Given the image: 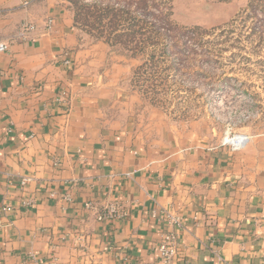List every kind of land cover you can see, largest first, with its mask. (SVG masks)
I'll return each mask as SVG.
<instances>
[{
  "label": "crops",
  "instance_id": "crops-1",
  "mask_svg": "<svg viewBox=\"0 0 264 264\" xmlns=\"http://www.w3.org/2000/svg\"><path fill=\"white\" fill-rule=\"evenodd\" d=\"M82 36L66 0H0V264H158L167 214L173 264H264V128L230 151L195 124L140 127L84 79L105 44ZM114 203L127 215L99 220Z\"/></svg>",
  "mask_w": 264,
  "mask_h": 264
},
{
  "label": "rangeland",
  "instance_id": "rangeland-1",
  "mask_svg": "<svg viewBox=\"0 0 264 264\" xmlns=\"http://www.w3.org/2000/svg\"><path fill=\"white\" fill-rule=\"evenodd\" d=\"M247 2L174 0V21L187 27L213 28L212 34L203 39L212 40L215 45L210 50L211 55L197 51L194 60L176 66L177 70L169 77L179 84L160 95L156 104L145 98L131 82L132 70L141 63V58L130 57L120 49L100 44V49L92 51L93 56L87 59L84 79L92 83L94 89L99 87L100 94L118 92L119 96H126L125 107L135 113L137 124L145 129L168 125L173 131L195 124L206 138L219 143L227 129L249 136L255 134L264 128V40L261 46L255 47L261 35L250 34L248 30L241 33L239 28L232 34L226 33L229 22L237 19ZM81 33L84 43L97 42L83 31ZM262 37L264 39V34ZM236 39L241 43L230 45ZM207 57L212 61L207 62ZM133 95L136 100L132 98L133 103H130ZM245 96L252 98V104ZM245 110L251 111L248 118L243 116Z\"/></svg>",
  "mask_w": 264,
  "mask_h": 264
},
{
  "label": "trees",
  "instance_id": "trees-1",
  "mask_svg": "<svg viewBox=\"0 0 264 264\" xmlns=\"http://www.w3.org/2000/svg\"><path fill=\"white\" fill-rule=\"evenodd\" d=\"M66 1L72 11L73 27L109 48L141 58V63L132 70L131 82L152 104L179 84L169 77L177 70L176 66L194 60L197 51L211 55L210 50L215 45L214 41L203 39L212 34L213 28L187 27L174 21V0ZM237 28L241 33L248 30L250 34L261 35L255 47L262 45L264 0H248L237 19L229 22L226 33L232 34ZM235 42L230 45L241 43L237 39ZM206 61L212 59L207 57Z\"/></svg>",
  "mask_w": 264,
  "mask_h": 264
},
{
  "label": "built area",
  "instance_id": "built-area-1",
  "mask_svg": "<svg viewBox=\"0 0 264 264\" xmlns=\"http://www.w3.org/2000/svg\"><path fill=\"white\" fill-rule=\"evenodd\" d=\"M32 0H19L20 5L25 7ZM52 19L48 18L44 22V29L49 31L52 27ZM35 30L33 23L28 21H22L18 25V29L13 38L25 39L29 33ZM9 42L6 40H0V52H4L8 49ZM64 95V92L61 93ZM249 104H252V98L250 96L244 97ZM246 113V115L244 114ZM242 115L248 118L251 115L250 110H245ZM250 136L244 132H237L227 129L223 133V137L220 141L221 146L227 147L230 151H238L242 149L246 143L249 141ZM29 178H23L20 181L21 185H24ZM69 199V198H68ZM26 204H30V201H26ZM87 207H90V204H87ZM1 209H8V207L1 206ZM127 215V212L120 208L117 203L109 204L103 208L97 215L99 220L105 219H122ZM166 223L169 225V231L161 235L160 241L157 245V263L158 264H173V259L177 254L178 248L176 245V230L175 227L180 224V218L177 215L167 214L165 217ZM33 258L34 256L31 255Z\"/></svg>",
  "mask_w": 264,
  "mask_h": 264
}]
</instances>
